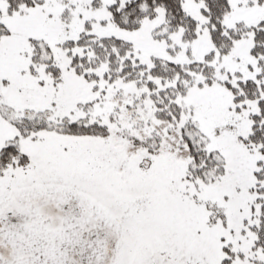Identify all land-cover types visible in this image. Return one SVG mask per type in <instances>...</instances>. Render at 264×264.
Here are the masks:
<instances>
[{"label":"snow or ice","instance_id":"obj_1","mask_svg":"<svg viewBox=\"0 0 264 264\" xmlns=\"http://www.w3.org/2000/svg\"><path fill=\"white\" fill-rule=\"evenodd\" d=\"M0 264H264V0H0Z\"/></svg>","mask_w":264,"mask_h":264}]
</instances>
